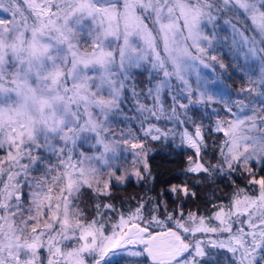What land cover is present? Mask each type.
Wrapping results in <instances>:
<instances>
[{"label":"snow or ice","instance_id":"obj_1","mask_svg":"<svg viewBox=\"0 0 264 264\" xmlns=\"http://www.w3.org/2000/svg\"><path fill=\"white\" fill-rule=\"evenodd\" d=\"M0 12V264H264V176L251 167L264 171V0H0ZM224 50L246 82L235 96L191 79L199 65L226 72ZM217 103L225 118L213 110L206 125ZM149 139L194 150L197 185L247 183L211 215L165 204L160 219V203L142 201L108 234L116 209L99 198L127 179L129 146L143 156L137 180L152 178ZM170 191L197 197L187 183Z\"/></svg>","mask_w":264,"mask_h":264},{"label":"trees","instance_id":"obj_2","mask_svg":"<svg viewBox=\"0 0 264 264\" xmlns=\"http://www.w3.org/2000/svg\"><path fill=\"white\" fill-rule=\"evenodd\" d=\"M223 62L229 65L227 71L220 69L217 65L215 70L212 68H204L202 65L197 67V73L200 74L201 78H207L214 83L210 84L209 87L212 91L220 94V88L222 90L228 91L232 96L236 95V92L246 87V82L242 79L241 74L237 73L232 67L233 61L227 54V50H224L222 54ZM196 73V74H197ZM215 77V78H214ZM217 77H221L217 79ZM192 81L195 82L196 75L191 77ZM147 73L136 74V91L140 92L145 90L147 86ZM234 94H233V93ZM126 99L124 101V111L129 116H135L137 98L134 97L130 90H126L124 93ZM140 103L150 104L151 101L146 100L143 95L139 98ZM213 110L219 112L220 118H225V113L222 109V105L212 104L206 111L210 119H205L204 123L206 125L215 122L217 117L213 115ZM122 119V118H121ZM130 123L134 129H139V123L136 120L127 121L126 124ZM123 125V124H121ZM163 126V123H161ZM119 128V127H118ZM118 128L116 130H118ZM212 136L216 139L217 144L223 139L222 133H212ZM146 149H150L147 154V164L152 173V178L144 181H138L136 177L128 176L127 179L122 183H111L110 185V196L99 198V203H111L115 206L116 212L111 210H106L104 220L106 224L112 225L113 222L119 217L120 214L127 216L131 211H134L138 204L142 201H150L146 207L150 210L153 205L157 202L160 203V210L154 212V215L163 219L166 215L164 211V205L167 204V211L172 212L174 209H178V206H182L185 214L189 211L197 212L202 215H211L215 209L211 206L216 203L220 206V202L223 206L229 204V198L231 197L233 191L237 188H244L247 183V178H240L237 180L235 185H230L227 180L217 178L215 182L211 180H205L199 185L196 184V179L192 174H186L185 168L188 165V156H192L196 159L194 155V150L188 149L186 147H175L174 142L170 139L167 143L145 140L143 141ZM175 143H179V138L177 137ZM126 152L122 154L120 162L122 159H126ZM207 159V157H205ZM137 162V170L143 172V156H141ZM213 163L215 160L212 161ZM129 169V164L122 163ZM253 171L256 173L257 178L264 176V171H257L258 165L253 163L251 165ZM187 183L188 187L197 193L196 198L187 197L182 198L181 194L171 193L170 189L172 186L181 187ZM251 191V189H249ZM97 198L93 193H86L83 198L82 206H86L88 211V218L92 219L95 217L94 203ZM102 211H105L102 209ZM147 216V212H145ZM155 227V226H154ZM156 230L160 229L156 227Z\"/></svg>","mask_w":264,"mask_h":264},{"label":"rangeland","instance_id":"obj_3","mask_svg":"<svg viewBox=\"0 0 264 264\" xmlns=\"http://www.w3.org/2000/svg\"><path fill=\"white\" fill-rule=\"evenodd\" d=\"M4 13H2V12H0V18H3L4 17ZM198 67V66H197ZM197 67L196 68H194L193 70H192V76L191 77H193V75H196V73H197ZM215 78V77H214ZM228 93V91H226V90H222V87L220 88V93ZM233 93V92H232ZM234 94V93H233ZM122 118V117H121ZM123 119V118H122ZM127 122H125V124H126ZM125 124H123V125H120L119 126V128H118V130H116L117 131V134L119 135V130H120V128H124V130L125 131H127V128L125 127ZM145 126H147V125H145ZM127 152H129V154H127V157L128 158H126L125 160L124 159H122V161L123 162H120V164H119V167H120V169H121V171L119 172V173H117L118 175H125L126 177H128V176H133V177H135V175H134V173L137 171V160H136V156L134 155V153L135 152H137V151H139L138 149H132L130 146L129 147H127ZM122 163H124V164H129L130 163V166H129V169L127 170V168H126V166H123L122 165ZM111 183H118L114 178L111 180ZM111 183H110V185H111ZM118 221H119V217L113 222V224L112 225H109V224H106V227L108 228V230H109V232H108V234H111V229H112V226L114 225V224H116V223H118ZM218 223V222H217Z\"/></svg>","mask_w":264,"mask_h":264}]
</instances>
